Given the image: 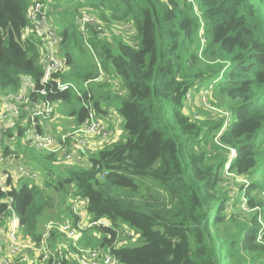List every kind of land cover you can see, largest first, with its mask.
<instances>
[{
  "label": "trees",
  "instance_id": "trees-1",
  "mask_svg": "<svg viewBox=\"0 0 264 264\" xmlns=\"http://www.w3.org/2000/svg\"><path fill=\"white\" fill-rule=\"evenodd\" d=\"M33 2L0 0V97L17 92L24 75L39 86L43 46L26 31ZM78 2L77 9H86L82 15L91 13L102 26L86 23L80 43L101 72L112 67L128 91L118 111L129 137L92 153L80 149L70 161L62 151H37L22 141L36 104L58 103L76 126L86 114L72 90L30 94L13 125L0 127V143L3 154L22 151L17 158L37 169L41 182L14 181L1 168L0 214L12 206L23 236L37 240L43 219L76 195L88 198L90 219L110 221L102 232L112 239L102 238V246H111L120 223L139 234V244L111 246L121 264H264V244L256 240L259 213L264 218V0ZM119 25L134 26L135 41L112 31ZM57 34L67 46L62 56L58 45L63 66L52 77L82 85L99 110L102 83L90 86L98 74L68 49L77 35L68 27ZM209 86V108L201 101L187 105L190 91ZM224 172L247 178L248 185L238 184L230 196L219 183ZM243 197L250 217L241 224L229 211Z\"/></svg>",
  "mask_w": 264,
  "mask_h": 264
},
{
  "label": "built area",
  "instance_id": "built-area-1",
  "mask_svg": "<svg viewBox=\"0 0 264 264\" xmlns=\"http://www.w3.org/2000/svg\"><path fill=\"white\" fill-rule=\"evenodd\" d=\"M46 0H34L28 11L30 33H34L42 42L43 52L40 56L42 77L39 86L31 76L21 77L20 86L17 92H11L0 97V127L13 125L21 114L22 105L29 101V95L35 93L37 96H45L54 90H72L78 97L82 107L85 109L83 121L74 129L56 136L52 128L41 126L54 114V103L44 99L29 113V127L25 131V140L33 147L47 152L62 151L64 161H70L73 153L79 154L80 149L92 153L105 144L113 142L110 137L108 123L116 121V117L110 110L100 112L94 105L90 92H82L77 84L71 81H62L53 78L52 75L62 68L63 61L56 55L60 38L54 31L52 23L47 18L43 3ZM95 24L101 30V21L92 15L82 16L79 19V26L82 33L85 31L86 23ZM100 34H104L102 31ZM102 79L101 73L93 80ZM111 82L110 79H107ZM88 81L83 83L87 88ZM49 85V86H47ZM209 90H206L208 93ZM235 150L231 149V156ZM77 162L81 159L77 158ZM85 165L88 162L82 161ZM5 168L13 180L31 179L37 180L38 172L27 166L17 158L13 151L3 154V146L0 143V169ZM244 186L248 185V179L239 177ZM0 186L6 190L5 181L0 177ZM74 191V189L72 190ZM264 197V191H263ZM88 198L71 195L67 206L63 207L55 217L47 219L41 227L37 240L30 239L20 231L19 218L12 206L8 205L0 214V264H121L111 253V246H121L124 242L135 241L138 233L125 227L119 229L111 246L104 247L82 245L86 242L85 232L91 234L102 232L105 227L112 225L106 218L99 220L90 219L87 205ZM241 207L248 210L245 197L242 198ZM253 210H259L258 207ZM258 221L260 229L257 232V242L264 244V218L259 213ZM93 231V233H92ZM96 234V233H95ZM106 239H112L110 233L104 235Z\"/></svg>",
  "mask_w": 264,
  "mask_h": 264
},
{
  "label": "rangeland",
  "instance_id": "rangeland-1",
  "mask_svg": "<svg viewBox=\"0 0 264 264\" xmlns=\"http://www.w3.org/2000/svg\"><path fill=\"white\" fill-rule=\"evenodd\" d=\"M78 4H79L78 0H64L63 2H61V6L63 8L55 10L54 12L48 11V14H46L47 18L52 23L54 31L56 32V34L57 33H61L62 29L64 27H68L70 33H73V34L77 35V43L74 40H72L70 42V44H72L75 48L68 47V49L70 50L72 55L76 58V60L81 59L88 71L96 73L98 75L101 73V75H102V79L100 81L101 83L105 84V81L107 79H110L111 82L107 83L106 85H108V86L112 85V89H111V91H106V94L109 93L107 95L108 97L105 96L104 98H102V100H105V99L106 100L103 101L101 103V105L102 106L108 105V106L111 107L109 110L114 115V117H116V119L118 121V124H119L115 129L111 130L112 131L111 133L114 134L113 135L114 137L112 138L113 139L112 141L113 142H115V141H126L128 139V137H129V134L124 129L123 119H122L121 115L119 114L118 109H119V107L122 104V100L124 98H126V96L128 94V91H127L126 87L124 86V84L122 83V81L120 80L119 76L117 74H115V72H114L112 67H110V69L108 67L105 70L106 73H109V76H108V74H103V72H101V67H99V69H97L96 63H95L92 55L90 54L89 50L85 48L84 44L80 43L79 34L81 33V36H82V31L80 30V26H79V19L81 17H79V18H77V17L79 15H82L83 11H85L86 9H83V8L77 9V5ZM89 14L92 15L91 13H89ZM82 16H86V14L84 13ZM74 23H76V25H74ZM126 26H127L126 29H120V28L125 27V25H119L118 29L113 28L112 31L114 33L116 32L118 34L117 36L121 35L125 40L126 39H130V38L132 40H134L135 37L137 38V36L135 35L136 34V29L134 28V26H131V27L129 25H126ZM26 31H30V29L27 28ZM133 35H134V37H132ZM66 46H67V44L65 45L64 43H62L59 46V48L61 47V50H62L61 51V55L62 56L65 54L64 49H66ZM100 82H91L90 86H98ZM78 86L80 88H82V85H78ZM210 89H211V86H209L208 90H210ZM206 90L207 89H205V88H200L198 91H195V90L190 91L186 95V100L188 101L187 105L193 107V105H195V104L200 105V101H201L202 105L204 104L203 105L204 108L208 107L207 106L208 103H207V100H206V98H207ZM74 102H75V106L76 107H81L82 106L79 100H78V102L76 100ZM55 109H56V107H55ZM208 110H210V109H208ZM191 112L195 115V118H197V109L196 110H192L191 109ZM54 114H55V112H54ZM54 114L50 117V119H48L47 123L45 121H43L41 126H45V128L46 127L53 128L52 130H54L57 127V126H55V128H54V124L55 123L54 124L52 123ZM224 114L225 113L223 111H221V112L217 111V115H224ZM61 122H63V121L61 120ZM73 125H75V124L73 123ZM60 126L61 125L58 124V128H60ZM77 126L75 125L74 128H76ZM24 139H25V137H23L22 141H24ZM3 141L6 142L5 139H3ZM10 141L13 142L14 138L12 140H10ZM32 148H34V147H32ZM34 149L37 150V151H40V152L43 151V150H39V149H36V148H34ZM17 150H19V149L17 148ZM17 154H19L21 156L22 155V151L19 150V152ZM27 166L33 168L29 164ZM33 169H35V168H33ZM35 170L38 172V175H39V177L37 179L39 181H37V182H41L40 172L37 169H35ZM254 179L262 181L263 177H262V175L257 174V175L254 176ZM14 181H16V180H14ZM219 183L224 189L229 191V195L230 196L231 195L234 196L236 194L237 190L240 187L238 184H243V182L241 181V179H239V177H235V176L229 174L228 172H224V174L222 175V179L220 180ZM70 197L71 196H68L63 204L59 203L60 208L65 210L63 207L67 206L68 199ZM55 211H56V209L53 210V212H55ZM246 211H248V210H244L241 207V203H239V204H237V208H234L233 210H231L229 212H231L232 216L234 217V219L236 220L237 223L243 224V223L247 222V220H249V217H250L248 212H246ZM58 212H59V210H57L52 215H49L47 217V219L55 217ZM86 216H89V214H86ZM43 223H44V219H43ZM232 225L235 226L234 224H232ZM125 227H127V226L124 223H120L119 224V229H123ZM92 233H93V231H92ZM95 233L91 234V232H90V236H87L88 238H86L87 240L92 241L93 244H91V243L86 244V242H84L82 245H90V246L101 247L102 245L100 243H101L102 238H104V235L101 232H99V233L95 232ZM138 237L133 242L127 241L128 244H130V245L139 244L140 243V238L138 239ZM102 247H104V249H106L105 245H103Z\"/></svg>",
  "mask_w": 264,
  "mask_h": 264
},
{
  "label": "crops",
  "instance_id": "crops-1",
  "mask_svg": "<svg viewBox=\"0 0 264 264\" xmlns=\"http://www.w3.org/2000/svg\"><path fill=\"white\" fill-rule=\"evenodd\" d=\"M63 1L64 0H46V1H44V3H43V7L44 8L43 9H44L45 14H48V11L54 12L55 10H58L60 8H63L61 6V2H63ZM58 45L60 46L61 43L58 44ZM90 54L93 57V54L91 52H90ZM93 59H94V57H93ZM79 60L81 61V64L83 65V68L86 69V67H85L84 63L82 62V60L81 59H79ZM96 67H97V69H99V66L98 65ZM67 68L68 67L65 66V69H67ZM105 74H108L109 75V73H105ZM99 85H101V82H100ZM111 89H112V85H109L108 86V85H106V83L105 84L102 83V85L99 86V88L97 89V92L100 94V99L98 100V109H99L98 111L105 112L106 110H109L111 108L108 105H106V106H102L101 105V103L106 100V99L105 100H102V98H104L105 96H107L109 94V93L106 94V91H111ZM58 105H59L58 103H54V112H55V114L53 116V122H52L53 124L55 123L54 124V128H55V126H57L54 129V133L56 134V136H59L61 133H64V132H68V131L74 129V127H75V125H73L74 120H75V116H68V114H66L63 111H61V109L58 110L57 109V106ZM55 107H56V109H55ZM61 120L63 122H61ZM58 124L61 125L60 128H58ZM118 125L119 124H118L117 119H116V121H113V122H109L108 123V128L110 130V137H111V139L114 137L113 136L114 134L111 133L112 132L111 130L115 129Z\"/></svg>",
  "mask_w": 264,
  "mask_h": 264
}]
</instances>
